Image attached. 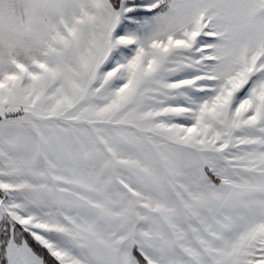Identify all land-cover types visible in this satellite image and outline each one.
<instances>
[{"label":"snow or ice","instance_id":"snow-or-ice-1","mask_svg":"<svg viewBox=\"0 0 264 264\" xmlns=\"http://www.w3.org/2000/svg\"><path fill=\"white\" fill-rule=\"evenodd\" d=\"M0 264H264V0H0Z\"/></svg>","mask_w":264,"mask_h":264}]
</instances>
